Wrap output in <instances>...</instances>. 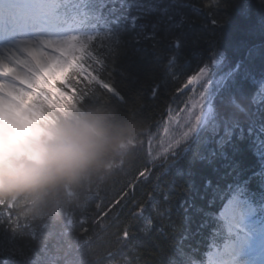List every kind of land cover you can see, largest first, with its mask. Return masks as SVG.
<instances>
[{
    "label": "trees",
    "instance_id": "trees-1",
    "mask_svg": "<svg viewBox=\"0 0 264 264\" xmlns=\"http://www.w3.org/2000/svg\"><path fill=\"white\" fill-rule=\"evenodd\" d=\"M188 2L178 0L181 4ZM204 2L191 0L201 8H204ZM182 10L190 13L199 39L195 43L189 42L180 52L177 79L165 77V57L169 55L166 43L155 54L151 51L136 54L128 50L106 62L108 66L100 73L101 79L109 83L115 92L98 87L95 94L87 93L83 81L77 83L72 73L67 74L65 81L58 82L64 96L44 101L39 108V123L49 132L59 121L81 110L103 108L117 113L130 124H141L143 132L134 141L139 144L159 121L167 117L169 106L176 107L182 103L184 91L177 89L208 63L213 53L223 54L227 69L236 64H240L241 68L235 77V85L217 98L221 124L214 133H207L208 143L201 146L202 154L208 156L212 149H219L216 141L224 135L222 121L247 127L254 120L264 119V114L250 103V97L256 91L253 78L259 80L264 76V0H221L220 5L209 13L217 20L215 25L204 15L197 16L187 8ZM156 84L160 88L153 98L151 92ZM233 96L244 111L232 105ZM224 150L235 161L242 178L259 171L262 166L249 141L237 140L235 133L232 140L225 143ZM147 154L145 149H133L130 155L122 158L117 168L113 165L120 156L112 157L106 161L107 171L94 175L79 186H59L41 193L0 196V207L10 208L13 217H18L17 246L26 249L47 245L53 253L71 246L83 264H125L127 260L134 261V264H174L182 259L179 253L181 247L194 259H204L214 225L198 230L201 217L193 215L191 221H186L179 205L186 201L194 202L197 208L206 207L210 197L201 199L204 185L212 181L213 185L226 188L228 183H232V178L224 177V170L218 161L210 164L187 155L177 162L178 171L173 170L162 178L167 185L175 182L170 197V216L159 224L154 221L153 230L144 232L142 221L133 213L139 206L146 210L150 208L149 197L157 195L154 176L159 171L158 168H151L152 175L147 180L139 175L145 169ZM189 171L192 173V187L185 184L182 178ZM6 175V167L0 165V184L6 182ZM218 207L219 201L208 210L216 211ZM189 212L191 214L192 210ZM69 215L73 221L71 228L67 225ZM4 226L0 225V228ZM126 227L138 237L129 247L120 239ZM189 231L193 235L185 239ZM33 232L37 234L35 239L31 235ZM217 242H220L219 239Z\"/></svg>",
    "mask_w": 264,
    "mask_h": 264
},
{
    "label": "snow or ice",
    "instance_id": "snow-or-ice-1",
    "mask_svg": "<svg viewBox=\"0 0 264 264\" xmlns=\"http://www.w3.org/2000/svg\"><path fill=\"white\" fill-rule=\"evenodd\" d=\"M220 2L205 0L204 8H201L191 0L186 4L178 3V0H0V47L24 46L38 69L45 63L70 67L73 78L77 83L83 81L87 93L95 94L98 87L115 92L101 79L100 73L108 66L106 62L128 50L136 54L149 51L155 54L166 43L169 55L165 57V77L177 79L180 52L189 42L195 43L199 39L190 13L182 9H190L197 16L204 15L215 25L217 20L209 13ZM37 45L54 49L60 55L45 57L36 50ZM208 61L177 89L183 91L192 86L189 89L192 94L187 97L184 107L169 106L167 119L159 121L155 132L148 134L147 163L139 175L147 180L152 175L151 168L159 169L154 176L157 195L149 197L151 206L148 210L139 206L133 216L142 221L144 232H151L154 221L162 223L171 214L170 197L175 182L167 185L162 178L173 170L178 171L177 162L189 154L210 164L218 161L224 177H231L232 183L221 188L208 181L201 197H210L206 207L197 208L194 202L186 201L179 205L186 221H191L193 215L201 217L198 230L214 225L208 250L204 259L196 260L181 247L182 259L174 264H264V119L254 120L247 127L222 121L224 135L216 141L219 149H212L208 156L202 154L201 146L208 143L207 133H214L221 124L217 98L235 85V77L241 68L236 64L225 71L223 54L213 53ZM10 67L0 58V72ZM253 83L256 91L251 95L250 103L264 114V76L259 80L253 78ZM159 88V84L153 86V98ZM231 103L240 111L245 110L235 96ZM234 133L237 140H248L262 161L259 171L243 178L235 161L224 150L225 143L232 140ZM191 176L189 171L182 177L189 187H192ZM217 201L218 209L208 210ZM17 220L10 208L0 207V225H5L0 228V257H7L0 258V264H83L71 246L55 253L47 245L18 247L20 225ZM72 223L69 215V228ZM31 235L35 239L37 234ZM191 235L189 231L185 239ZM120 239L129 247L138 237L126 227ZM125 264H134V261L127 260Z\"/></svg>",
    "mask_w": 264,
    "mask_h": 264
},
{
    "label": "clouds",
    "instance_id": "clouds-1",
    "mask_svg": "<svg viewBox=\"0 0 264 264\" xmlns=\"http://www.w3.org/2000/svg\"><path fill=\"white\" fill-rule=\"evenodd\" d=\"M142 132L141 124H130L113 111L81 110L59 121L32 150L8 158L0 148V165L7 170L0 196L79 186L107 171L108 159L130 155Z\"/></svg>",
    "mask_w": 264,
    "mask_h": 264
},
{
    "label": "rangeland",
    "instance_id": "rangeland-1",
    "mask_svg": "<svg viewBox=\"0 0 264 264\" xmlns=\"http://www.w3.org/2000/svg\"><path fill=\"white\" fill-rule=\"evenodd\" d=\"M16 46L19 52L25 55L27 60L25 63L27 64H21L22 66L18 64V75H13L14 70H12L11 79L8 81V77H5L3 84H0V118L5 122L0 123V148L3 149L5 156L8 158L12 155H19L25 151L32 150L39 144L43 136L48 133L45 128H42L38 120L37 110L39 109V103L42 102L43 99L40 96V91L33 92L28 89L30 84L37 85L36 87L38 89L46 92L47 89L51 88V84L55 80H63L66 70L69 68L55 63L50 65L45 63L43 68L38 69L31 61L28 50H24L19 44ZM36 48L37 51L41 52L45 57L60 55L51 48H45L40 45H37ZM16 63L17 60L13 58V64ZM29 70L30 72H34V74H30ZM224 70L227 71L229 69L225 66ZM191 87L192 86L189 85V88H184L183 104L175 108L184 107L187 97L192 94L189 91ZM50 92L53 95H58L53 91ZM5 94L12 96L13 99L10 101ZM29 99L30 101H28ZM7 107L10 108L9 111ZM9 114H12V117H9ZM15 115H19L21 119H17ZM165 119H167V117ZM26 121L27 124L25 123ZM6 127L8 131L5 130ZM35 129L39 131L38 133L36 132V134L34 132ZM155 130L156 127L150 132H155ZM148 134L143 142L136 144L134 149H145L148 152ZM5 146L6 148H4ZM122 158L123 157H119V161L113 165V168H117L121 165Z\"/></svg>",
    "mask_w": 264,
    "mask_h": 264
},
{
    "label": "bare ground",
    "instance_id": "bare-ground-1",
    "mask_svg": "<svg viewBox=\"0 0 264 264\" xmlns=\"http://www.w3.org/2000/svg\"><path fill=\"white\" fill-rule=\"evenodd\" d=\"M43 39V38H42ZM24 48V50H26V48L24 46H22ZM37 50V48H36ZM0 58L3 59V62L5 64H9L11 67L9 69H5L4 72L0 73V84H3V74H5L6 76H10V74L12 73V70H14V74H18V64L17 63H23L25 62V56L24 54L19 52V49L11 46V47H0ZM13 58H15L17 60L16 64H13ZM9 117H12V114H9ZM15 117L17 119H21V117L19 115H15ZM3 119L0 118V123H3ZM5 123V122H4ZM27 124V121L25 122ZM6 131H8L7 127L5 128ZM30 132V131H29ZM35 134L36 132L38 133L39 131L37 129L34 130ZM6 148V146L4 147Z\"/></svg>",
    "mask_w": 264,
    "mask_h": 264
}]
</instances>
